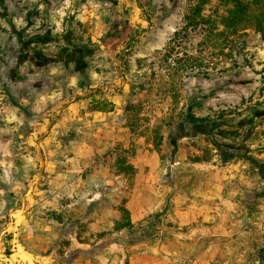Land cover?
Masks as SVG:
<instances>
[{"label": "clouds", "instance_id": "obj_1", "mask_svg": "<svg viewBox=\"0 0 264 264\" xmlns=\"http://www.w3.org/2000/svg\"><path fill=\"white\" fill-rule=\"evenodd\" d=\"M0 264H264V0L0 7Z\"/></svg>", "mask_w": 264, "mask_h": 264}, {"label": "rangeland", "instance_id": "obj_2", "mask_svg": "<svg viewBox=\"0 0 264 264\" xmlns=\"http://www.w3.org/2000/svg\"><path fill=\"white\" fill-rule=\"evenodd\" d=\"M16 3H18V0H3L2 3L0 4V7H3V8H5V10H7L9 5H15ZM37 52H32V54H35V55L37 54L36 56H41V54H43L41 49H39L40 54ZM10 62H11V58H10Z\"/></svg>", "mask_w": 264, "mask_h": 264}, {"label": "crops", "instance_id": "obj_3", "mask_svg": "<svg viewBox=\"0 0 264 264\" xmlns=\"http://www.w3.org/2000/svg\"><path fill=\"white\" fill-rule=\"evenodd\" d=\"M3 1V0H2ZM2 1L0 2V4L2 3ZM5 2V1H4ZM35 45V47L34 48H31V52H37V53H39V49H41V47H42V44H41V42L40 43H37V44H34ZM40 54V53H39ZM35 55V54H34ZM37 55V54H36ZM35 55V56H36ZM42 55V54H41Z\"/></svg>", "mask_w": 264, "mask_h": 264}, {"label": "trees", "instance_id": "obj_4", "mask_svg": "<svg viewBox=\"0 0 264 264\" xmlns=\"http://www.w3.org/2000/svg\"><path fill=\"white\" fill-rule=\"evenodd\" d=\"M0 2H1V0H0ZM29 15H31V14H29ZM42 41H43V37H34L33 38V44H37V43H40Z\"/></svg>", "mask_w": 264, "mask_h": 264}]
</instances>
